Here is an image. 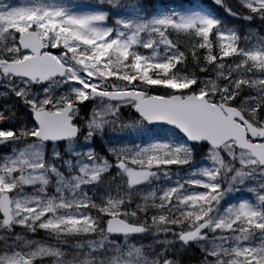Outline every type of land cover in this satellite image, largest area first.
<instances>
[{
  "label": "snow or ice",
  "instance_id": "obj_1",
  "mask_svg": "<svg viewBox=\"0 0 264 264\" xmlns=\"http://www.w3.org/2000/svg\"><path fill=\"white\" fill-rule=\"evenodd\" d=\"M0 264H264V0H0Z\"/></svg>",
  "mask_w": 264,
  "mask_h": 264
},
{
  "label": "trees",
  "instance_id": "obj_2",
  "mask_svg": "<svg viewBox=\"0 0 264 264\" xmlns=\"http://www.w3.org/2000/svg\"><path fill=\"white\" fill-rule=\"evenodd\" d=\"M149 2L156 4L157 7H176L179 4L188 7L196 4L206 5L208 0H149Z\"/></svg>",
  "mask_w": 264,
  "mask_h": 264
}]
</instances>
